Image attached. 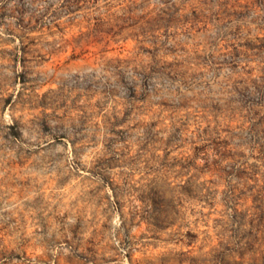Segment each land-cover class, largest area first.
Segmentation results:
<instances>
[{
	"label": "rangeland",
	"instance_id": "rangeland-1",
	"mask_svg": "<svg viewBox=\"0 0 264 264\" xmlns=\"http://www.w3.org/2000/svg\"><path fill=\"white\" fill-rule=\"evenodd\" d=\"M0 264H264V0H0Z\"/></svg>",
	"mask_w": 264,
	"mask_h": 264
}]
</instances>
